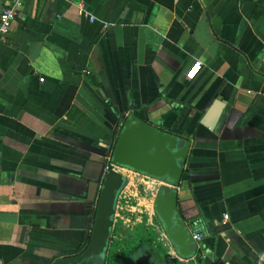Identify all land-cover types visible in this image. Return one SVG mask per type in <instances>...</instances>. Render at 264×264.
Listing matches in <instances>:
<instances>
[{
    "label": "crops",
    "instance_id": "0c3cea01",
    "mask_svg": "<svg viewBox=\"0 0 264 264\" xmlns=\"http://www.w3.org/2000/svg\"><path fill=\"white\" fill-rule=\"evenodd\" d=\"M81 1L94 21L27 0L0 41V264L80 253L108 167L114 222L144 220L168 259L264 264V0ZM166 134L191 142L176 185L150 172ZM165 187L202 236L186 256L157 210Z\"/></svg>",
    "mask_w": 264,
    "mask_h": 264
},
{
    "label": "water",
    "instance_id": "95a60500",
    "mask_svg": "<svg viewBox=\"0 0 264 264\" xmlns=\"http://www.w3.org/2000/svg\"><path fill=\"white\" fill-rule=\"evenodd\" d=\"M157 142L154 158L156 159L159 156L162 159L161 167L158 169L160 174L156 173L157 171L150 170V172L155 175H167L176 185L182 176L191 142L188 139L172 134L160 136ZM118 161V152L115 150L114 162ZM121 180H123L122 175L108 167L102 196L95 208L90 238L86 247L78 254L57 258L51 264H93L95 259H100L104 256L114 222V198ZM168 192H171V194L168 195ZM169 196H173V198L170 202V213L166 215L163 209L159 208V202L162 203ZM156 204L157 210L164 217L165 230L176 255L182 257L197 251L198 243L177 211L175 191L166 187L163 188L156 200ZM175 224H178L179 228H174ZM150 259L151 254L146 253L141 258H138L134 264H153Z\"/></svg>",
    "mask_w": 264,
    "mask_h": 264
},
{
    "label": "trees",
    "instance_id": "16d2710c",
    "mask_svg": "<svg viewBox=\"0 0 264 264\" xmlns=\"http://www.w3.org/2000/svg\"><path fill=\"white\" fill-rule=\"evenodd\" d=\"M183 131L184 130L182 129L180 132L183 133ZM119 232H122V229H114L113 236L108 241L104 254L106 264H134L136 260L146 251L151 254L152 258L157 259L161 256V252H159L160 244L155 245L153 243L156 238L158 239V234L156 233V230L149 227L145 221L138 224L132 231L126 232L124 239L121 241L117 236ZM89 238L90 235L87 233L85 243L82 248H84L88 243ZM164 258L168 259L167 256ZM156 264H158V262ZM170 264L184 263L175 259V261H172Z\"/></svg>",
    "mask_w": 264,
    "mask_h": 264
},
{
    "label": "built area",
    "instance_id": "2783aa9c",
    "mask_svg": "<svg viewBox=\"0 0 264 264\" xmlns=\"http://www.w3.org/2000/svg\"><path fill=\"white\" fill-rule=\"evenodd\" d=\"M26 1L27 0H9L7 6L3 9V11L0 12V41L5 40L4 39L5 35L11 29L13 21L19 15ZM70 1L77 2L80 12L85 15H88L91 21L95 20V16L87 10L85 4L81 0H70ZM105 27H107L106 24ZM200 69H201V61L198 60L193 64L191 70L187 75V78L194 79L196 75L199 73ZM40 80L44 81V78H41ZM193 237L196 241H200L202 239L201 234L195 232L193 233Z\"/></svg>",
    "mask_w": 264,
    "mask_h": 264
},
{
    "label": "rangeland",
    "instance_id": "374dc122",
    "mask_svg": "<svg viewBox=\"0 0 264 264\" xmlns=\"http://www.w3.org/2000/svg\"><path fill=\"white\" fill-rule=\"evenodd\" d=\"M161 200H163V198H161ZM135 200H133V199H129V205L131 206V205H134L135 204V202H134ZM162 205V206H161ZM162 207H163V202L161 203V202H159V208L162 210ZM131 214V212H129L128 210H127V208H124V210H123V213H122V215L124 214V215H128V214ZM135 218V217H134ZM120 218H118V221H115V222H113V226L111 227V235H110V238H112V236H113V233H114V229L116 230V228H117V230H120V229H122V232H119V234H117V236H118V239H120V241L122 240V239H124V236H125V233L126 232H128V231H132L138 224H140V223H137V224H133L132 222H130V221H126V222H124V220H119ZM134 220V219H133ZM144 221V220H143ZM115 232H117V231H115ZM157 233V232H156ZM158 237V236H157ZM109 238V239H110ZM158 240H159V237H158V239L156 238L154 241H153V243L156 245V244H160V243H158ZM160 248H159V252H161V254L164 256V257H166L168 254H166V252H164V251H166L167 249L166 248H164V246L162 245V243H161V245L159 246ZM106 260V259H105ZM100 262H101V259H98V260H96L95 262H94V264H100ZM105 264H106V261H105Z\"/></svg>",
    "mask_w": 264,
    "mask_h": 264
},
{
    "label": "flooded vegetation",
    "instance_id": "af4514ba",
    "mask_svg": "<svg viewBox=\"0 0 264 264\" xmlns=\"http://www.w3.org/2000/svg\"><path fill=\"white\" fill-rule=\"evenodd\" d=\"M147 253V251L144 253V254H142L141 255V257L143 256V255H145ZM105 254V253H104ZM141 257H139V258H141ZM101 259V262H100V264H105V258H104V256L102 257V258H100ZM96 260H98V259H95L94 260V262L96 261ZM151 263H153V264H156L157 262H158V264H170L172 261H175V258L174 259H165L164 258V256L161 254V256H159V258H152V256H151ZM154 260H156V261H154ZM94 264V263H93Z\"/></svg>",
    "mask_w": 264,
    "mask_h": 264
}]
</instances>
